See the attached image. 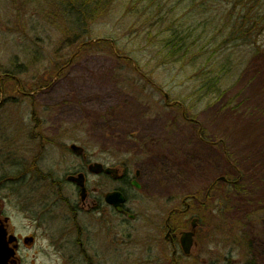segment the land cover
<instances>
[{"label":"rangeland","instance_id":"374dc122","mask_svg":"<svg viewBox=\"0 0 264 264\" xmlns=\"http://www.w3.org/2000/svg\"><path fill=\"white\" fill-rule=\"evenodd\" d=\"M173 4L165 10L180 25L198 23L202 17L201 9L198 16H185L186 10L172 8ZM142 5L116 0L107 11L99 7L91 18L92 12L85 16L69 0H0V146H25L28 163L38 157L44 174L52 172L65 181L83 162L71 150L72 144L84 147L96 161L127 166L132 178L140 170L141 189L123 186L130 196L129 208L141 218L124 224L117 243L120 250L106 247L104 254L111 264H166L162 256L171 252L153 247V238L163 240L157 234L169 209L195 206L191 198L197 193L198 248L193 250L197 264H241L250 258L264 264V223L236 215L237 204L229 199L221 206L219 202L223 212L233 208L223 213L226 222L216 213L225 180L242 174V167L250 164L242 159L248 161L251 153L255 157L254 147H264V67L250 51L258 47L264 51V27L251 43L234 41L218 53L217 63L232 56L240 70L227 75L221 91L205 95L200 91L198 54L193 63L162 62L154 38L140 34L138 25L149 17L142 13L138 19L132 10ZM213 6L216 16H224L229 8L227 1ZM224 25L228 33L229 26ZM74 34L93 40V46L75 53L80 40L72 45L68 41ZM63 61L68 66L60 71ZM6 72H12L15 81L7 80ZM42 84L46 87L41 89ZM30 88L32 98L22 93H32ZM38 184L41 194L30 191L27 183V225L39 218V209L54 207L58 214L66 213L63 201L51 207L47 182ZM9 189L12 193L13 185L0 187V194L5 196ZM54 198L59 200L58 194ZM75 198L70 196L71 203ZM76 201L81 206L79 195ZM205 204L208 211H203ZM12 209L18 211L19 206ZM58 219L51 228H57L61 240L71 239L68 223ZM80 221L86 222L85 213ZM232 228L253 241L252 250L246 248V241H237L239 232ZM129 234L137 239L129 240ZM96 241L98 246L106 242L94 237L91 245ZM91 250L88 264H104L97 250ZM154 258L155 263L149 261Z\"/></svg>","mask_w":264,"mask_h":264},{"label":"flooded vegetation","instance_id":"af4514ba","mask_svg":"<svg viewBox=\"0 0 264 264\" xmlns=\"http://www.w3.org/2000/svg\"><path fill=\"white\" fill-rule=\"evenodd\" d=\"M4 75L7 80L15 81L16 77L12 72H6ZM38 83L40 82L36 81V84ZM34 87H36L35 83ZM43 87L46 86L42 84L40 88ZM30 91L32 93H22L30 97L34 95L31 88ZM81 148L82 151L75 152L83 160L81 167L67 175L65 181L55 177L52 172L44 174L38 157L31 164L28 163L25 146H0V187L4 185L14 187L12 193L9 189L10 193L5 196L0 194V264H88L91 259V249L97 250V255L102 259L100 263L105 264L109 262V256L104 254L108 252L106 247L120 250L117 243L121 242L119 239L122 238L124 224L139 221L141 218L140 214L129 208L130 196L123 184L141 189L143 185L138 180L141 172L136 170L135 178H132L131 169L127 166L96 161L84 147ZM93 165H100L98 172L91 168ZM81 174L84 175V187L71 179L72 176ZM91 176L95 178L92 179L95 180L92 187ZM40 180L47 182L48 194L52 200L51 207L63 201L67 207L64 211L66 213L59 215L54 207L39 209L36 212L39 218L33 221L32 225H27L24 213L27 183L31 184L30 191L41 194L42 187L38 184ZM82 192H85V199L81 197ZM57 194L59 200L54 198ZM74 194L76 198L80 196L81 206L76 198L75 202L71 203L70 196L74 197ZM111 195L114 204L108 201ZM119 195L124 198L120 206ZM16 198H18L17 204L13 203ZM40 198L42 199V195ZM191 199H194L196 209L194 210L195 206L191 204L186 208L179 205L170 208L163 228L158 230L157 234L159 237L162 235L163 240L153 238V247L162 246L163 252H171L169 257H166L167 254L162 256L161 260L166 264L198 263L193 257V250L198 248V193ZM13 205L19 206V210L12 209ZM81 213H85V223L80 221ZM67 214L72 216L71 219ZM60 217L68 223L67 232L71 239L61 240L57 228L55 230L51 228L52 223L58 221ZM30 227H33L32 231H28ZM153 235L152 232L150 236ZM94 237L104 238L106 242L98 246L96 241V245H91V239L94 240ZM128 239L135 241L137 237L129 234ZM184 240L187 244H191L187 252ZM98 249H101L100 253ZM156 259L149 261L155 263Z\"/></svg>","mask_w":264,"mask_h":264},{"label":"trees","instance_id":"16d2710c","mask_svg":"<svg viewBox=\"0 0 264 264\" xmlns=\"http://www.w3.org/2000/svg\"><path fill=\"white\" fill-rule=\"evenodd\" d=\"M69 1L73 5H77L81 10L80 12H83L85 16L88 14L90 17L89 12H92L91 18H93V12L99 10V7L107 11L112 2L116 0ZM216 1L228 2L229 8L224 10V16L214 15L216 8L213 4ZM139 2H144V5L136 7L132 10L133 13L129 9V13H132L134 16L138 14V19H140L142 13L148 15L149 18L145 22H138V24L140 23L138 26L141 27L140 34H145L146 37L151 39L154 38V46L158 49V53L156 54L162 62L184 64L186 61L191 62L194 60V56L198 54V60H200L198 62V77L202 76L203 82V87L200 91H204L205 95L214 91H221V86L225 85L222 84V81L227 79V75L233 71L238 72L240 70V66L235 63L232 56H228L225 63H217L218 53L234 41H240L244 44L251 43V40L258 33L259 29L264 27V0H173L171 2L170 0H139ZM139 2L131 0L132 5H138ZM173 2L172 8L182 6L183 11L186 10L185 16L189 14H192L191 16H198L200 13L198 10L201 9L203 12L202 17L198 19V23L193 22L180 25L178 19H175V21L171 19L174 18V16H170L171 11L167 12L165 10ZM69 7L71 9V4ZM224 19L226 20L225 23ZM74 23L79 28V21H76V18ZM212 24L215 27L208 30L207 28ZM224 24H228L229 26L228 33L224 31L226 28ZM79 40V45L75 48V53L78 54L80 51L90 48L94 44L93 40L81 39V36L78 34H74L72 39L68 38L70 44ZM99 43H105V41ZM235 47L233 46L232 49L228 48V50L231 49L230 51H232L231 55L235 54ZM210 48L212 49L209 50ZM210 51H212V54H208ZM250 51L251 55L260 59L259 64L264 67V51L260 47L252 48ZM122 55L125 56L126 54ZM212 62H214L213 67L217 64V69L210 67V65L212 66ZM67 66L68 62H61L60 71L66 69ZM235 108L236 111L239 110L237 106ZM244 115L246 114L244 113ZM254 148H257L255 157L251 153L250 160L248 159L247 161V158L242 159L246 161V164L250 162L247 168L246 166L242 167V174L237 173L236 178L232 180L228 179V181L224 182L225 189L221 196L222 200L219 198L216 205L218 207L216 213L220 214L222 221L226 222L223 213L229 214V211L233 209L227 208L223 212L222 207H220L222 205L221 202L229 199L232 203L235 201L237 204L234 211L236 215L245 217V219H248L252 223H256L257 221L258 223H264V147L256 146ZM211 189L213 187L209 190ZM222 189L221 187L220 190ZM209 208L205 204L203 211H208ZM232 229L239 232L235 235L238 239L237 241H246V248L252 250L253 241L252 243L248 242L246 234L242 233L240 236V231L237 228ZM250 255L252 256L251 253ZM241 264H256V261L250 258V260L247 259Z\"/></svg>","mask_w":264,"mask_h":264},{"label":"water","instance_id":"95a60500","mask_svg":"<svg viewBox=\"0 0 264 264\" xmlns=\"http://www.w3.org/2000/svg\"><path fill=\"white\" fill-rule=\"evenodd\" d=\"M71 148H72V150L74 151V152H80V151H82V148L81 147H79L78 145H76V144H73L72 146H71ZM92 169H94L95 170V172H98V169L100 168V165H93L92 167H91ZM71 179H73L74 181H76L77 183H79L81 186H83L84 187V175L83 174H81V175H79V176H72L71 177ZM84 191H85V189H84ZM85 192H82L81 193V197H82V199H85ZM119 196H121V195H119ZM112 197H113V195H111V196H109L108 197V201L111 203V204H114L115 202L113 201V199H112ZM120 202H124V198L121 196V200L119 199V206H120ZM120 208V207H119ZM184 247H185V251L187 252V251H189L190 250V248H191V244L190 243H186L185 242V240H184Z\"/></svg>","mask_w":264,"mask_h":264}]
</instances>
